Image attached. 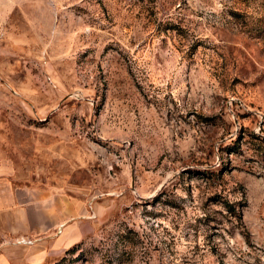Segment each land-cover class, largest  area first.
Segmentation results:
<instances>
[{
  "label": "rangeland",
  "instance_id": "374dc122",
  "mask_svg": "<svg viewBox=\"0 0 264 264\" xmlns=\"http://www.w3.org/2000/svg\"><path fill=\"white\" fill-rule=\"evenodd\" d=\"M0 91L17 177L73 206L11 255L264 264V0H0Z\"/></svg>",
  "mask_w": 264,
  "mask_h": 264
},
{
  "label": "crops",
  "instance_id": "0c3cea01",
  "mask_svg": "<svg viewBox=\"0 0 264 264\" xmlns=\"http://www.w3.org/2000/svg\"><path fill=\"white\" fill-rule=\"evenodd\" d=\"M7 103L9 98L0 91V105ZM10 119V113L0 112V264H36L39 259L34 254L37 251L35 247L24 249V256H13L4 250V242L15 237L30 238L35 234L50 233L57 228L60 236L56 246L68 244L72 228L64 220L73 215V206L60 214L59 196L52 187L28 185L17 177L10 152L9 129L4 128Z\"/></svg>",
  "mask_w": 264,
  "mask_h": 264
},
{
  "label": "built area",
  "instance_id": "2783aa9c",
  "mask_svg": "<svg viewBox=\"0 0 264 264\" xmlns=\"http://www.w3.org/2000/svg\"><path fill=\"white\" fill-rule=\"evenodd\" d=\"M28 243H30V242H26V241H24V240H21V241H18V242H17V244H28Z\"/></svg>",
  "mask_w": 264,
  "mask_h": 264
}]
</instances>
